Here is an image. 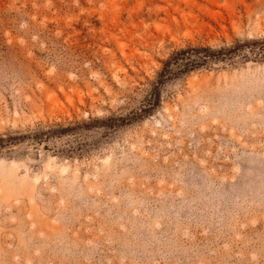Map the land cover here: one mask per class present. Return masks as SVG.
<instances>
[{
    "label": "rangeland",
    "instance_id": "obj_1",
    "mask_svg": "<svg viewBox=\"0 0 264 264\" xmlns=\"http://www.w3.org/2000/svg\"><path fill=\"white\" fill-rule=\"evenodd\" d=\"M0 264H264V0H0Z\"/></svg>",
    "mask_w": 264,
    "mask_h": 264
}]
</instances>
